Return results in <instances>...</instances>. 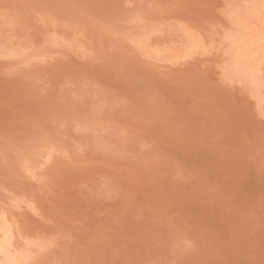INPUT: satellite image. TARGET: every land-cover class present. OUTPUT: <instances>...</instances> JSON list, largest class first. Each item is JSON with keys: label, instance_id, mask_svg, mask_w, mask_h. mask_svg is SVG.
Wrapping results in <instances>:
<instances>
[{"label": "rangeland", "instance_id": "374dc122", "mask_svg": "<svg viewBox=\"0 0 264 264\" xmlns=\"http://www.w3.org/2000/svg\"><path fill=\"white\" fill-rule=\"evenodd\" d=\"M0 247L264 264V0H0Z\"/></svg>", "mask_w": 264, "mask_h": 264}, {"label": "bare ground", "instance_id": "6f19581e", "mask_svg": "<svg viewBox=\"0 0 264 264\" xmlns=\"http://www.w3.org/2000/svg\"><path fill=\"white\" fill-rule=\"evenodd\" d=\"M3 230H4V229H3ZM3 230H2V231H3ZM4 232H6V230H5ZM4 235H5V234H4ZM7 236H8V235H7V233H6V236H5L6 239H5V240H7V239L9 238V236H8V238H7ZM2 238H3V236H2ZM8 240H9V239H8ZM9 241H10V240H9ZM9 241H8V242H9ZM5 242H6V241H5ZM5 242H4V243H5ZM9 244H10V243H9ZM3 245H4V244H3ZM3 245H2L1 247H3ZM5 245H6V244H5ZM5 245H4V246H5ZM10 246H11V245H10ZM1 247H0V255L3 256V255H6L7 252H8V254L10 253V250H7V249H10V248H6V249H5V248H1ZM6 247H7V245H6ZM6 250H7V251H6ZM6 256L8 257V255H6ZM9 256L11 257V254H10ZM7 257H6V258L3 257V259H4V260L6 259L7 261H8V260H11L9 257H8L9 259H7ZM11 258H12V257H11ZM15 259H16V258H14V260H15ZM14 260H12V261L14 262ZM13 262H12V263H13ZM15 262H16V260H15Z\"/></svg>", "mask_w": 264, "mask_h": 264}]
</instances>
